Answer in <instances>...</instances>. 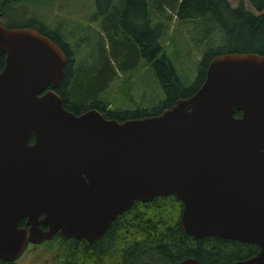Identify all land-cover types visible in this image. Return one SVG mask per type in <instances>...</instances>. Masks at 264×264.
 <instances>
[{
	"label": "water",
	"instance_id": "water-1",
	"mask_svg": "<svg viewBox=\"0 0 264 264\" xmlns=\"http://www.w3.org/2000/svg\"><path fill=\"white\" fill-rule=\"evenodd\" d=\"M2 16L1 259L14 262L57 233L96 242L137 200L174 195L186 233L260 246L226 264H264V55H217L191 96L119 121L68 110L56 91L66 76L62 47Z\"/></svg>",
	"mask_w": 264,
	"mask_h": 264
},
{
	"label": "trees",
	"instance_id": "trees-1",
	"mask_svg": "<svg viewBox=\"0 0 264 264\" xmlns=\"http://www.w3.org/2000/svg\"><path fill=\"white\" fill-rule=\"evenodd\" d=\"M31 1L42 3L48 0H4L0 5V11L4 15L9 9L20 8ZM116 1L125 4L124 12L123 10L119 12L122 21L131 23L134 18V20L138 17L143 18V36L132 31L133 27L128 29L136 40L139 56L152 67L167 91V100L163 106L152 110L137 108L132 111L121 107L115 110L113 105L117 102L116 99L109 96L102 99L95 95L89 97L88 90L91 88L82 82V85H78L81 91L79 96H83L85 104L76 107L78 95L73 93V82H70L75 80V76L72 78V70H70L58 91L63 97L66 108L76 114L96 108L106 118H116L119 121L157 115L164 109L172 107L179 98L191 96L201 86L208 64L213 57L233 52L264 55V0H238L236 6H232L229 0H171L169 3L162 0L163 4L170 6V9L177 8V18L183 19L182 22L187 24L193 21L200 26L210 24L212 26L206 27V30H210L209 33L214 32L217 27L221 34L217 45H212V41L208 43L197 81L190 89H185L184 79L178 75L171 54H168L166 47L157 41L158 36L151 26L149 1L96 0L99 3L104 2L107 6L102 13L109 11ZM154 2L156 3V0ZM161 10L162 18L169 16L170 19L171 15L166 9L161 8ZM126 25H124L125 30H127ZM158 26H161V29ZM18 27L36 28L62 48L72 49V45L63 34L64 20L59 21L56 28H47L41 19L29 17ZM157 30L162 36L164 29L161 21L157 22ZM210 39L213 40L211 34L206 37L207 42ZM70 56L68 55L67 65L71 67ZM172 56L176 57V54ZM127 61L133 65L130 58ZM3 65L4 55L0 56V70ZM106 86L102 85V89ZM97 89V91L101 90ZM129 99L134 102L130 94ZM72 103L75 104L74 108L70 106ZM237 114L239 115L240 112ZM182 209L183 202L174 195L157 196L149 202L137 200L129 210L116 218L106 234L96 242L91 243L86 239L75 237L64 238L57 233L52 239L32 245L35 248L42 245L47 247L50 256L45 262L48 264H178L186 258H197L201 264H226L248 259L260 250V246L255 243L220 236L197 238L186 233L180 224ZM21 225H25V219L21 221ZM16 261L9 262L0 258V264H15Z\"/></svg>",
	"mask_w": 264,
	"mask_h": 264
},
{
	"label": "rangeland",
	"instance_id": "rangeland-1",
	"mask_svg": "<svg viewBox=\"0 0 264 264\" xmlns=\"http://www.w3.org/2000/svg\"><path fill=\"white\" fill-rule=\"evenodd\" d=\"M3 1L0 0V5ZM148 1L151 26L156 31L157 41L171 54L178 75L184 79V88L190 89L197 81L208 45L211 41L212 45L220 42V31L215 27L214 32L209 33L206 27L212 26L210 24L200 26L193 21L186 24L182 22L183 19L177 18V8L170 9L162 0H156V3L154 0ZM164 1L169 3L171 0ZM229 2L232 6L238 4V0ZM106 8L104 2L96 0L31 1L20 8L9 9L2 16L1 22L7 27H18L25 19L34 17L44 21L47 28H56L58 22L64 20L63 34L76 53L75 80L70 81L73 82V93L78 95L76 107L85 104L83 96H79L81 91L78 85H82V82L91 88L88 90L89 97L95 95L102 99L109 96L116 99L113 105L115 110L120 107L132 111L137 108L152 110L163 106L167 100V91L152 67L139 56L136 40L128 29L133 27L132 31L143 36V18H134L131 23L122 21L119 12H124L125 4L120 1L102 13ZM161 8H165L171 15L170 19L169 16L162 18ZM160 21L164 29L162 36L157 30V22ZM158 27L161 29V26ZM210 34L213 40L207 42L206 37ZM172 54H176V57ZM129 58L133 65L127 61ZM129 77L133 80H129ZM102 85L107 86L102 89ZM97 88L101 90L97 91ZM129 94L134 102L129 99ZM49 256L45 245L35 248L30 244L15 264H48L45 259Z\"/></svg>",
	"mask_w": 264,
	"mask_h": 264
},
{
	"label": "flooded vegetation",
	"instance_id": "flooded-vegetation-1",
	"mask_svg": "<svg viewBox=\"0 0 264 264\" xmlns=\"http://www.w3.org/2000/svg\"><path fill=\"white\" fill-rule=\"evenodd\" d=\"M63 50H64V52H65V54H66V57H67V62H68V55H71L70 56V60L72 61V66L70 67V65H67V63H66V66H65V71H66V76H67V74L69 73V71L70 70H72V78L75 76V65H76V53H75V51L73 50V48L72 49H67L66 50V48L64 49V48H62ZM4 65H5V55H4ZM4 65H3V67L1 68V70L0 71H2V69L4 68ZM66 76H65V79H66ZM71 78V79H72ZM65 79H64V81H65ZM64 81L62 82V84L56 89V91L58 92V94L62 97V95L59 93V91H58V89H60L61 88V86L63 85V83H64ZM202 85V84H201ZM197 91V90H196ZM195 91V92H196ZM194 92V93H195ZM62 99H63V97H62ZM63 103H64V100H63ZM75 104L74 103H72V105H70L71 106V108L73 107H75L74 106ZM64 106H65V103H64ZM66 107V106H65ZM68 109V108H67ZM69 110V109H68ZM71 111V110H70ZM73 112V111H72ZM75 113V112H74ZM34 142V137H32L31 139H30V143H33ZM23 219H25V218H23ZM22 219V220H23ZM21 220V221H22ZM21 221H20V225H21ZM27 224H26V219H25V225H21V226H26ZM44 229H47L48 227L47 226H45V225H41Z\"/></svg>",
	"mask_w": 264,
	"mask_h": 264
}]
</instances>
